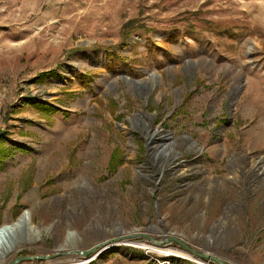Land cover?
Wrapping results in <instances>:
<instances>
[{
	"label": "rangeland",
	"instance_id": "obj_1",
	"mask_svg": "<svg viewBox=\"0 0 264 264\" xmlns=\"http://www.w3.org/2000/svg\"><path fill=\"white\" fill-rule=\"evenodd\" d=\"M131 18L144 27L121 43ZM249 79L264 82V0H0V212L27 209L40 229L13 232L0 264L84 260L68 251L132 231L264 264V142L247 145L264 100L247 103ZM68 229L79 238L59 248ZM155 257L119 245L87 263Z\"/></svg>",
	"mask_w": 264,
	"mask_h": 264
},
{
	"label": "water",
	"instance_id": "obj_2",
	"mask_svg": "<svg viewBox=\"0 0 264 264\" xmlns=\"http://www.w3.org/2000/svg\"><path fill=\"white\" fill-rule=\"evenodd\" d=\"M19 218H17L18 220ZM13 229L11 230L8 226L5 227H1L0 228V257L4 258V256L9 252V247L7 240L10 241V243L12 242L10 239L9 234H13L12 233ZM19 231V230H18ZM134 239V238H143L146 241H150L152 244L155 245H165L168 244L170 242H174L178 247L183 248L184 250H186L188 253H190L191 255L199 258V259H206L208 261H212L215 262L216 264H228L227 262H225L224 260L208 254L207 250H202V251H198L196 249H194L190 244L184 242L181 238H178L176 236H172V235H168L164 232V234L161 236L160 239L154 238L151 235L144 233V232H128L126 234H121V235H116V236H112L110 238H106L102 241H99L93 245H91L90 247H88L87 249H76L73 250V252H71L73 255H80L82 258H88L91 256V254H93L96 250H98L100 247L109 244V243H118L121 239ZM117 247V246H116ZM65 254V252H54V253H46V254H29V255H17L15 256L13 259H11L7 264H18L19 262L22 261H33V260H37V259H50L52 257H54L55 255L58 254Z\"/></svg>",
	"mask_w": 264,
	"mask_h": 264
},
{
	"label": "crops",
	"instance_id": "obj_3",
	"mask_svg": "<svg viewBox=\"0 0 264 264\" xmlns=\"http://www.w3.org/2000/svg\"><path fill=\"white\" fill-rule=\"evenodd\" d=\"M244 95L243 97H246L248 99L247 103L250 104H255V103H262V100H264V82L263 81H258L255 79H249L247 80V85L244 91ZM42 103V102H41ZM43 104V103H42ZM261 110L264 108V105H260ZM250 109V108H247ZM248 111V110H247ZM250 111V110H249ZM245 117V114H243ZM258 125L261 126L262 131H254V133H252L253 137L251 138V140L249 139V143L247 144L248 146H251L252 148H257V146L259 145L260 142H264V118L261 119L258 122ZM3 163H5V166H11L10 163L15 162L14 160H3ZM19 163L20 165H17V169L13 170V174L16 175V177H18V181L16 182L17 188H19V190L21 191L22 189H25L24 187L28 184V182H26L25 178H22L25 174L26 178L30 175V171L26 170L25 168L28 167H32V162L30 160H24V159H19ZM35 163V162H34ZM33 163V165H34ZM34 166H42L40 163L38 164V162H36V164ZM24 167V168H22ZM6 173L5 171H1L0 170V192H3L6 190L8 183H4L3 180L6 179ZM2 180V181H1ZM24 180V181H23ZM5 208H3L0 212V225L5 224V222H11V218H12V213L11 210L13 209V205L8 206L7 202L5 204ZM13 221V220H12ZM123 249V248H122ZM110 256L111 255H117L120 254L122 256L125 255V253L121 252V250H117L116 252L113 253H109ZM106 257V256H105ZM117 257V256H115ZM173 259L167 256H163V257H155L154 260L150 261L147 260L146 264H172ZM98 264H105V262L103 263V261H97ZM175 264V263H173Z\"/></svg>",
	"mask_w": 264,
	"mask_h": 264
},
{
	"label": "bare ground",
	"instance_id": "obj_4",
	"mask_svg": "<svg viewBox=\"0 0 264 264\" xmlns=\"http://www.w3.org/2000/svg\"><path fill=\"white\" fill-rule=\"evenodd\" d=\"M18 218H19L18 220L13 221V222H7V223L3 224L1 227L8 226L11 230L13 229L12 233L23 228L25 231V233H24V240L25 241H30L32 238L39 236L40 229L33 223L32 214L29 210L25 209ZM8 235L11 236V234H9V233H8ZM78 238H79L78 233L75 230L68 229L66 232V235H65V241L63 242V244H61L59 246V248L65 249L66 246H68L70 244V242H72L73 240H76ZM10 239L12 241V237ZM9 242L10 241L7 240V243L9 245V247H7V248H9V251L10 250L12 251L15 249L16 246L14 245L13 241L10 244H9ZM119 245H130V246L141 248V249L145 250L146 252H154V253H157V254L162 255V256H170L174 262H176L180 258V259H188V260L200 263V264H204L203 262H201L199 260V258L197 259V257H195L189 253L183 252L181 250L177 251V250H174V249L169 248V247H159V246H154L151 244H146L144 242L127 241V239H121L118 243L116 242L115 244L114 243L106 244V245L100 247L98 250H96L93 254H91L90 257L84 258V260L83 259H70L69 261H67L66 264L87 263V262L95 259L97 256H99L104 251H109V249L116 247V246H119ZM71 252H73V251H68V254Z\"/></svg>",
	"mask_w": 264,
	"mask_h": 264
},
{
	"label": "trees",
	"instance_id": "obj_5",
	"mask_svg": "<svg viewBox=\"0 0 264 264\" xmlns=\"http://www.w3.org/2000/svg\"><path fill=\"white\" fill-rule=\"evenodd\" d=\"M136 19L135 18H131L129 20H126L121 27V34H122V42L123 43L131 34V32L135 29H141L144 27L143 24H137L135 23ZM40 105H38L39 107ZM37 107V105H36ZM48 109H51L48 107ZM120 156H117L116 151H113L111 156H110V160H109V166L110 167H114V165L120 160L119 159Z\"/></svg>",
	"mask_w": 264,
	"mask_h": 264
},
{
	"label": "flooded vegetation",
	"instance_id": "obj_6",
	"mask_svg": "<svg viewBox=\"0 0 264 264\" xmlns=\"http://www.w3.org/2000/svg\"><path fill=\"white\" fill-rule=\"evenodd\" d=\"M15 256H17V255H15ZM15 256H14V257H15ZM14 257H13V258H14ZM13 258H11V259H13ZM11 259H10V260H11ZM10 260H9V261H10ZM9 261H8V262H9Z\"/></svg>",
	"mask_w": 264,
	"mask_h": 264
},
{
	"label": "built area",
	"instance_id": "obj_7",
	"mask_svg": "<svg viewBox=\"0 0 264 264\" xmlns=\"http://www.w3.org/2000/svg\"><path fill=\"white\" fill-rule=\"evenodd\" d=\"M88 264V263H87Z\"/></svg>",
	"mask_w": 264,
	"mask_h": 264
}]
</instances>
